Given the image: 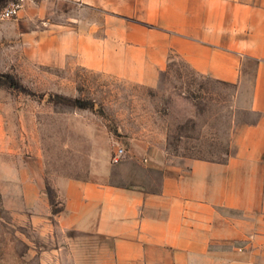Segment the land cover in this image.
<instances>
[{
  "label": "crops",
  "instance_id": "1",
  "mask_svg": "<svg viewBox=\"0 0 264 264\" xmlns=\"http://www.w3.org/2000/svg\"><path fill=\"white\" fill-rule=\"evenodd\" d=\"M36 1L24 16L44 14L51 28L53 6L65 7L63 61L154 85L175 55L236 87L252 117L222 162L133 147L113 168L110 153L66 151L89 167L50 183L61 226L111 240L114 264H264V0Z\"/></svg>",
  "mask_w": 264,
  "mask_h": 264
},
{
  "label": "rangeland",
  "instance_id": "2",
  "mask_svg": "<svg viewBox=\"0 0 264 264\" xmlns=\"http://www.w3.org/2000/svg\"><path fill=\"white\" fill-rule=\"evenodd\" d=\"M27 6L0 22V75L14 82L0 85V264H114L111 240L65 229L57 219L63 206L50 183L89 167L66 151L110 153L113 168L133 147L173 161L222 162L235 128L252 117L236 87L196 74L175 55L154 85L63 61L65 7L53 6L51 28L37 13L50 5L35 6L31 21ZM119 149L124 155L114 164Z\"/></svg>",
  "mask_w": 264,
  "mask_h": 264
},
{
  "label": "built area",
  "instance_id": "3",
  "mask_svg": "<svg viewBox=\"0 0 264 264\" xmlns=\"http://www.w3.org/2000/svg\"><path fill=\"white\" fill-rule=\"evenodd\" d=\"M27 0H0V22L17 18L25 8ZM124 150L119 149L114 157L113 163H120Z\"/></svg>",
  "mask_w": 264,
  "mask_h": 264
},
{
  "label": "trees",
  "instance_id": "4",
  "mask_svg": "<svg viewBox=\"0 0 264 264\" xmlns=\"http://www.w3.org/2000/svg\"><path fill=\"white\" fill-rule=\"evenodd\" d=\"M6 81V82H5ZM9 87H14L13 79L10 76L0 75V85L5 84ZM75 105L80 109H86L89 107V104L84 103L82 101H75Z\"/></svg>",
  "mask_w": 264,
  "mask_h": 264
}]
</instances>
